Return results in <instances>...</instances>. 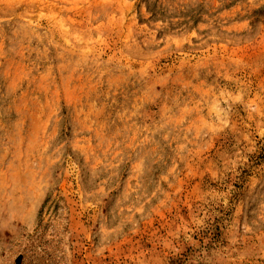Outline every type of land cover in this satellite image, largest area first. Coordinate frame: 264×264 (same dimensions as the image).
Returning <instances> with one entry per match:
<instances>
[{
  "label": "rangeland",
  "instance_id": "obj_1",
  "mask_svg": "<svg viewBox=\"0 0 264 264\" xmlns=\"http://www.w3.org/2000/svg\"><path fill=\"white\" fill-rule=\"evenodd\" d=\"M0 264H264V0H0Z\"/></svg>",
  "mask_w": 264,
  "mask_h": 264
}]
</instances>
